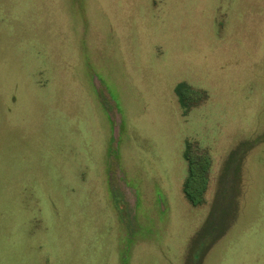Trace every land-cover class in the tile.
<instances>
[{"label":"rangeland","instance_id":"obj_1","mask_svg":"<svg viewBox=\"0 0 264 264\" xmlns=\"http://www.w3.org/2000/svg\"><path fill=\"white\" fill-rule=\"evenodd\" d=\"M0 264H264V0H0Z\"/></svg>","mask_w":264,"mask_h":264},{"label":"trees","instance_id":"obj_2","mask_svg":"<svg viewBox=\"0 0 264 264\" xmlns=\"http://www.w3.org/2000/svg\"><path fill=\"white\" fill-rule=\"evenodd\" d=\"M190 93L191 92L189 91V89L186 88L185 86L180 85L178 87V94L183 101L189 98ZM191 158H190L191 170H190L189 178L185 185V191L189 199L194 204H197L198 202H201L202 193L206 188L205 181L201 180V175H203L205 171L201 163L200 166L199 165L197 166L196 163L193 161V157Z\"/></svg>","mask_w":264,"mask_h":264}]
</instances>
